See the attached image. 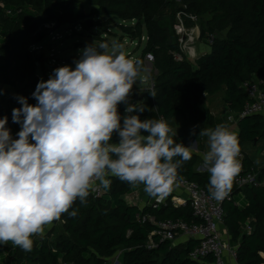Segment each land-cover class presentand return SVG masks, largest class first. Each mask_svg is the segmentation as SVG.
<instances>
[{
	"label": "trees",
	"instance_id": "16d2710c",
	"mask_svg": "<svg viewBox=\"0 0 264 264\" xmlns=\"http://www.w3.org/2000/svg\"><path fill=\"white\" fill-rule=\"evenodd\" d=\"M188 11L199 19L201 37L214 35L210 52L195 61L184 59L176 62L173 54L179 52L173 24L178 7L169 0H0V117L7 116V127L15 137L19 125L12 122V109L21 107L15 99L20 95L30 104L40 81L38 70H44L42 53L31 48L40 44L52 29L47 25H71L89 31L87 20L97 22L103 18H115L121 23L131 22L121 29L130 40L146 35L142 52L152 54L155 98L148 93L132 102L143 100L146 111L141 119H160L167 122L184 117L195 126L210 122L202 110V98L225 90V98L233 111L238 113L245 103L240 85L253 77L264 78V0H184ZM111 20V19H110ZM111 22V21H109ZM124 113V105L119 108ZM240 149L244 144L255 145L264 139V119L246 118L238 123L237 135ZM198 156L185 162L179 176L205 185L208 174L194 170ZM112 183L98 199L90 195L87 204L79 200L73 205L78 210L74 218L63 214L57 224L46 234V240L33 236L31 252L17 246L11 247L8 258L26 264H104L116 252L121 251L122 264H214L209 256L201 262L190 259L189 253L197 242L179 240L160 243L153 250L145 245L153 227L140 225L136 216L142 211L158 220L183 219L195 222L188 208L170 205L141 211L128 206L122 197L135 187L110 177ZM241 207L231 203L224 205V227L234 244H238V264H262L264 259V187L245 188ZM226 207V208H225ZM250 221L252 232L245 234L243 225ZM59 231L55 236L54 231ZM130 232V233H129ZM129 233V234H128ZM2 244H0L1 246Z\"/></svg>",
	"mask_w": 264,
	"mask_h": 264
},
{
	"label": "clouds",
	"instance_id": "9594fccd",
	"mask_svg": "<svg viewBox=\"0 0 264 264\" xmlns=\"http://www.w3.org/2000/svg\"><path fill=\"white\" fill-rule=\"evenodd\" d=\"M79 52L74 67H56L37 83L35 104L15 96L21 105L12 109L20 126L15 137L8 117H0V244L31 252L33 236L42 237L65 213L76 217L75 202L86 205L98 187L109 189L110 177L143 185L148 196L163 200L180 186L179 169L192 159V143L178 142L177 129L163 117L141 119L146 104L132 96L147 77L122 42L94 40ZM145 91L155 98L154 89ZM197 127L207 138L208 150L200 153L210 173L207 189L220 201L241 171L239 141L226 123L194 126L190 136Z\"/></svg>",
	"mask_w": 264,
	"mask_h": 264
},
{
	"label": "built area",
	"instance_id": "2783aa9c",
	"mask_svg": "<svg viewBox=\"0 0 264 264\" xmlns=\"http://www.w3.org/2000/svg\"><path fill=\"white\" fill-rule=\"evenodd\" d=\"M169 1L175 3L178 7L175 12L173 29L177 36L179 52L173 54V58L176 62L184 59L195 61L198 58L196 43L202 38L199 19L188 11L184 0ZM214 38V35H207L202 39L206 41V44L210 45L213 43ZM141 40L145 41V38L142 37ZM31 49L36 51L35 49L37 48L33 46ZM144 62L149 73L154 63L153 55H145ZM240 88L245 96V103L240 112L235 113L232 111L229 118L230 121H234L235 125L238 126L239 121L246 118L260 117L264 119V78L253 77L243 82ZM236 135H238V132H236ZM239 159L242 165L241 171L233 182V187L236 191L240 192L245 188L264 187V144L255 152L254 158L249 156L246 151L241 150ZM257 159L260 160L259 164L255 163ZM205 174L210 176L209 172H205ZM207 186L208 183L199 185L183 178L180 186L174 188L163 200L148 196L145 202L146 193L137 187L122 197L128 206L137 207L140 211L146 206L154 210L166 205L175 208H188L192 218L195 220V222L191 223L183 219L158 220L150 214H143L141 211L136 216L137 222L140 225L149 224L153 227L145 245L147 250L155 249L160 243L194 240L197 244L189 253L191 260L201 262L205 258L212 256L214 264H230V262L238 264V244L228 243L223 234L224 205L231 203L234 207L239 208L244 198L239 193L236 195L237 199H235L234 192L230 191L223 200H213L210 198ZM104 194L105 189L102 187H98L96 191L91 192L95 199L101 198ZM251 224L250 221H247L243 225L242 228L245 234L252 232ZM120 254L121 251L116 252L104 264H121ZM260 256L264 259V254H260ZM60 264L69 263L61 262Z\"/></svg>",
	"mask_w": 264,
	"mask_h": 264
},
{
	"label": "rangeland",
	"instance_id": "374dc122",
	"mask_svg": "<svg viewBox=\"0 0 264 264\" xmlns=\"http://www.w3.org/2000/svg\"><path fill=\"white\" fill-rule=\"evenodd\" d=\"M111 19V20H110ZM111 21V22H109ZM95 27L91 21V29L85 31L82 26H77L76 28L71 25L56 26V23H50L47 25L48 28L52 29L47 38H45L40 44L35 45L36 51L31 50L32 52L42 53L45 59V67L43 71L38 70L39 79L47 80L52 73L53 69L62 65H73V61L79 58L80 49H83L87 44L92 43L94 40H107L112 39L119 40L125 45L127 54L133 59H139L142 61L143 74L147 77V82L144 85L140 86V91L138 86H134V95L137 99H140L145 96L147 93L144 92L145 89L153 88L154 86V75L155 71L152 70L148 73V69L144 60H142V52L144 45L146 43V35L143 36L145 41L139 43L138 40H130L126 33L121 29V25L130 26L131 22L121 23L118 19L115 18H103L98 22L94 19ZM196 52L198 56L208 54L210 52V46L206 44L204 39H200L196 43ZM202 110L205 114L209 115L211 118L210 122H201L197 126L201 128H214L217 124L226 123L229 128L236 134L238 132V126L235 125L234 121H230V114L233 111V108L230 103L227 102L225 98V90L213 95V96H204L202 98ZM168 123L178 131L177 141L183 142L185 145L192 143V153L198 156V161L194 170L198 173L208 172L206 167L203 165L202 157L200 156L201 152H206L208 150L207 138L199 137V127H197V136H190L191 129L195 126L191 123L190 120L184 117H178L174 120L168 121ZM118 137L113 136V142H117ZM264 144V139L255 142V145L244 144L242 150L246 151L249 156L254 158L255 152ZM143 185L137 186L141 189ZM142 190V189H141ZM143 192V191H142ZM144 195V194H142ZM141 195V196H142ZM226 208V207H225ZM50 228V227H47ZM47 228L45 232L48 231ZM59 231V226L57 230L54 231L53 235L57 234ZM223 234L228 243L234 244L231 240V237L226 229H223ZM51 238L46 237V240ZM12 244H2L0 246V264H26L25 262L18 263L12 261L11 258H8ZM122 264V262H121ZM230 264H236L230 262Z\"/></svg>",
	"mask_w": 264,
	"mask_h": 264
},
{
	"label": "crops",
	"instance_id": "0c3cea01",
	"mask_svg": "<svg viewBox=\"0 0 264 264\" xmlns=\"http://www.w3.org/2000/svg\"><path fill=\"white\" fill-rule=\"evenodd\" d=\"M141 189L143 190V187H142ZM141 189H140V190H141ZM143 192H144V191H143ZM145 199H146V200H145V202H146L147 199H148V195H147V194H146V196H145ZM57 223H58V221H56L55 224H57ZM52 225H53V223H52ZM52 225L50 226V228H47L48 231H46L45 234H44L42 237H39V236H37V237H38L39 239H40V238H44V237H46V234L52 229ZM223 227H224V225H223ZM223 229H225V227H224ZM227 232H228V231H227ZM182 241H185V240H182Z\"/></svg>",
	"mask_w": 264,
	"mask_h": 264
},
{
	"label": "water",
	"instance_id": "95a60500",
	"mask_svg": "<svg viewBox=\"0 0 264 264\" xmlns=\"http://www.w3.org/2000/svg\"><path fill=\"white\" fill-rule=\"evenodd\" d=\"M86 24L88 25V27H91V20H87ZM55 223H56V221L53 222V224H55Z\"/></svg>",
	"mask_w": 264,
	"mask_h": 264
}]
</instances>
